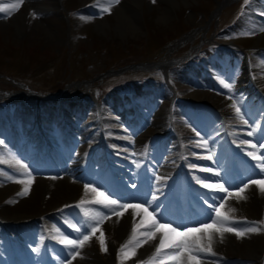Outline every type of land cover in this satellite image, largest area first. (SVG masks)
I'll list each match as a JSON object with an SVG mask.
<instances>
[{"label":"rangeland","instance_id":"rangeland-1","mask_svg":"<svg viewBox=\"0 0 264 264\" xmlns=\"http://www.w3.org/2000/svg\"><path fill=\"white\" fill-rule=\"evenodd\" d=\"M213 1L0 0L20 3L18 9L0 12V56L19 55L17 72L22 73L13 68L9 76L33 86L13 82L9 90L18 101L0 103V264H190L189 252L175 246L186 239L183 235L170 233L172 243L157 253L153 248L160 244L155 240L159 231L152 221L136 237L127 236L120 220L128 216L135 222L136 209L104 201L107 196L117 205H132L130 193L142 177L161 198L155 211L148 207L155 222H171L177 233L201 228L196 221L212 225L187 237L189 244L199 243L214 253L208 263L196 259L198 264H264V205L252 204L264 197V173L256 170L264 156L250 155L241 145L264 151V20L257 14L264 0H237L221 7L210 17L214 29L210 35L206 29L204 42L193 49ZM181 20L189 28L183 33ZM174 31L183 34L181 41L168 39ZM109 38L117 55L137 57L139 47L148 60L188 55L163 68L104 74L114 62L108 55ZM64 46L67 60L64 53L56 55ZM64 63L70 67L66 76ZM53 65L55 79L69 84L60 94L40 95ZM89 75L98 83L73 84ZM6 83L1 79L0 89ZM216 95L218 104L212 100ZM33 129L38 138L28 147ZM175 147L184 150H175L179 160L161 169L162 155ZM224 149L243 168L233 164L238 170L232 172ZM66 154L85 170V180L63 171L60 161ZM46 157L54 162L53 169L47 168ZM106 170L122 184L104 186ZM214 172L224 173L226 187L242 194L228 196L217 187L205 191V183L223 184L217 177L204 179ZM68 175L74 183L65 180ZM249 177L260 183H251ZM84 184L93 192H86ZM119 185L124 192H117ZM165 202L181 211L167 212ZM233 226L235 231H218ZM249 227L256 231H247ZM237 231L243 234L237 236ZM149 232L154 233L151 239ZM84 235L89 239L83 244L64 243L83 240Z\"/></svg>","mask_w":264,"mask_h":264},{"label":"bare ground","instance_id":"bare-ground-1","mask_svg":"<svg viewBox=\"0 0 264 264\" xmlns=\"http://www.w3.org/2000/svg\"><path fill=\"white\" fill-rule=\"evenodd\" d=\"M122 8V7H121ZM130 9H132V8H130ZM119 12V11H118ZM125 15V14H124ZM124 15H121V16H124ZM133 15V14H132ZM128 18V17H127ZM131 18V17H130ZM127 20V19H126ZM119 21H121V20H119ZM134 23V22H133ZM130 25V24H129ZM125 26H126V24H125ZM131 26V25H130ZM213 98V97H212ZM219 97L216 95L215 96V98L214 99H212L213 100V102L214 103H216V104H218V102H219ZM211 100V99H210ZM212 102V101H211ZM224 116H225V114H224ZM223 119H225V118H223ZM244 121V120H243ZM242 121V122H243ZM246 124V123H245ZM242 125V124H241ZM241 128V127H240ZM23 132V131H22ZM29 132V131H28ZM32 134H31V137L29 138L30 140H29V142H30V144L28 143V147H30L31 146V143L34 141L35 142V140L38 138L37 137V135H36V132H35V130L33 129V130H31L30 131ZM24 134V133H23ZM38 134V133H37ZM239 135V134H238ZM238 137V136H237ZM75 138V137H74ZM20 139V138H19ZM16 140V139H15ZM136 140V139H135ZM38 141H39V139H38ZM78 141V140H77ZM38 143V142H37ZM42 143H40L39 144V150L40 151H42L43 149V145H41ZM204 145V144H203ZM241 145H244V148H246V149H250V150H248L250 153H258V154H260V155H263L264 156V151H263V149H260L257 145H255V147H253L251 144H248V143H245V144H241ZM21 146V145H20ZM35 146V145H34ZM239 146H240V144H239ZM36 147V146H35ZM38 147V146H37ZM19 148V147H18ZM45 148H47V147H45ZM214 147L213 146H209V149L208 150H212ZM34 149V148H33ZM50 149V148H49ZM29 150V149H28ZM172 151H170V150H167V156H165V155H162V157H161V165H160V168L161 169H163V170H168V168H165V167H163L165 164L168 166V165H172L173 163V160L175 161V160H179V159H176V154H175V150H177V151H181V150H183L181 147H175V149L173 150V149H171ZM239 150H241V148L239 147ZM44 151V150H43ZM164 152V151H163ZM183 152H184V150H183ZM223 156H226V155H228V156H230V154H229V152H228V149H224L223 150ZM49 153V152H48ZM45 154V153H44ZM232 156H233V154H232ZM52 157H54V156H52ZM160 158V157H159ZM159 158H158V160H159ZM231 159V158H230ZM230 159H229V161H230ZM45 160H46V165L48 166L47 168H49V169H53V167L55 166L54 165V162L52 161V159H48L47 157L45 158ZM53 160H55V159H53ZM73 158L72 157H70V156H68L67 154L64 156V158L60 161V166L63 168V171H65V172H67V174H69V175H72V176H75V177H77V178H79V179H81V180H85V178H86V173H85V170H83L80 166H78V165H76V164H74L73 162ZM127 161V160H126ZM254 161H257V160H254ZM231 162V164H233V163H237L238 164V166H240V164H244L241 160H235L234 158H233V162L232 161H230ZM121 163V162H120ZM182 163V162H181ZM178 164V163H177ZM57 165V164H56ZM152 165V164H151ZM158 166V165H157ZM174 166V165H173ZM156 167V166H155ZM119 168H121V167H119ZM159 168V170H161ZM175 168V167H174ZM177 168V167H176ZM182 168H183V166H182ZM154 169V168H153ZM116 170V169H115ZM122 170V169H121ZM256 170L257 171H261V169H259V168H256ZM49 171V170H48ZM54 171V170H53ZM163 172V171H162ZM167 172V171H166ZM171 173V172H170ZM234 173H236V172H234ZM124 174V173H123ZM178 174H181V172L179 171L178 172ZM69 175H68V177L66 176L65 178V180H67L70 184H72V183H74V180L72 181V178H70L69 177ZM134 175V174H133ZM237 175H243V172H239ZM106 177L108 178L109 177V175H108V172H107V170H106ZM210 177H218L220 180H221V182L223 183V184H220V183H218V184H216V185H218V186H223L224 187V191H225V193H227V195L229 196L230 195V193H235V195H236V193H237V191H231V189H229L228 187H226V183H227V180H226V176L223 174V173H221V174H218V175H215V174H213V173H210ZM233 177L234 176H232V178L231 179H233ZM132 178V177H131ZM234 178H238V177H234ZM127 179V178H126ZM133 179V178H132ZM141 179V181H140V184L139 183H137L138 184V187L136 188V189H134V190H132V192L130 193L131 194V196L130 197H132V201H131V204L132 205H135V204H140L141 205V207H144V208H148L149 207V205L147 204V203H142V202H144V201H151L152 202V209L153 208H155V209H157L158 207H156V205H157V203H159V201H161V198H160V195L159 194H156L155 193V191L153 190V189H151V187L147 184V181L145 180V178H140ZM134 181V180H133ZM76 182V181H75ZM133 183V182H132ZM238 183V182H237ZM242 183V182H241ZM77 184V183H76ZM125 186V185H124ZM243 186V188H244V185H242ZM84 187H85V189H88L87 188V185H85L84 184ZM217 188H220V187H217ZM126 189V188H125ZM89 190V189H88ZM208 190V189H207ZM220 190V189H219ZM119 191H121V192H124L125 190H124V187H122L121 185H119V187H118V189H117V192H119ZM127 194V193H126ZM220 194V193H219ZM240 194H242V193H239V196H240ZM125 196V195H124ZM238 196V197H239ZM263 196V195H262ZM123 198V197H122ZM155 198V199H154ZM243 198V197H242ZM213 199V198H212ZM246 199H247V197H246ZM163 200V199H162ZM211 200V199H210ZM212 202V201H211ZM246 202V201H245ZM244 202V203H245ZM242 203V202H241ZM243 203V204H244ZM250 204V203H249ZM252 204H263L264 205V197H258V199H255L254 201H253V203ZM159 205V204H158ZM162 205V204H161ZM246 205V204H245ZM165 206V207H164ZM162 207H164L165 208V210L167 211V212H170V213H175V210L173 209L174 207L172 206V204L171 203H167V202H165V204L162 206ZM181 211V210H180ZM149 212V211H148ZM157 212V211H156ZM162 212H164V209H163V211ZM150 213V212H149ZM161 213V212H160ZM157 214H159V213H157ZM167 214V213H166ZM136 220H135V222H133L132 220H129V218H128V216H125V217H122L121 216V214H120V216L122 217V219L120 220V224H121V228L123 229V230H125V232H126V235L127 236H130V237H133V236H135L136 237V235H138L139 233H140V228H142L144 225H145V222L146 221H156L152 216L150 217V218H145V214L143 213V212H141L139 209H136ZM155 216V215H154ZM171 216V215H170ZM179 216V215H178ZM181 217V216H180ZM165 219H167V218H165ZM172 219V218H171ZM180 219V218H179ZM184 219V218H183ZM11 220V219H10ZM9 220V221H10ZM117 220V219H116ZM142 220H144L145 222L144 223H141V221ZM248 220V219H247ZM250 220V219H249ZM252 220V219H251ZM257 220V219H256ZM13 221V220H12ZM16 221V220H15ZM181 221V220H180ZM14 223V222H13ZM152 223V222H151ZM157 223V222H156ZM158 224V223H157ZM14 226V225H13ZM136 228V231H135V233H133V231H132V229L133 228ZM67 228V227H66ZM142 231H143V229H141ZM70 231V230H69ZM73 231V230H72ZM163 232V230H161V231H159V233L158 234H156V237H155V240L157 241V242H160V239L163 237L162 235H161V233ZM176 232H179L178 230L176 231ZM178 237V236H177ZM74 239V238H73ZM138 239V238H137ZM189 242V241H188ZM172 243V240L171 239H167V241H166V244L167 245H170ZM191 243V242H190ZM151 245V244H150ZM156 245V244H155ZM191 245V248H192V251L191 252H189V251H187V252H189V254H191V255H195V257H196V259H198V260H202V261H204V262H207L208 263V260L211 258V256L214 254L213 252H210V251H203V252H200V251H198V249L199 248H201V246H199V243H198V245H197V243L195 244V243H191L190 244ZM159 246V244L157 245V247ZM167 247V246H166ZM169 247V246H168ZM152 248V247H151ZM153 249H156V248H153ZM216 254V253H215ZM16 259H18V258H16ZM10 262V261H9ZM12 262V261H11ZM211 262V261H210ZM209 262V263H210ZM14 263H16V262H14ZM10 264V263H9ZM23 264V263H22ZM30 264V263H29Z\"/></svg>","mask_w":264,"mask_h":264},{"label":"snow or ice","instance_id":"snow-or-ice-1","mask_svg":"<svg viewBox=\"0 0 264 264\" xmlns=\"http://www.w3.org/2000/svg\"><path fill=\"white\" fill-rule=\"evenodd\" d=\"M116 3H119V0H115ZM248 3V0H245V4ZM20 7V3H12V4H0V12H7L9 9H18ZM264 30V29H262ZM221 83L224 85L225 88L227 89H231V85L229 84H226L224 83V81L222 80ZM239 109H237V113L239 114ZM243 119V117H242ZM249 135H252V133H249ZM253 147H255V145H253ZM262 147H264V145H262ZM251 155V153H249ZM210 158V157H209ZM254 159H257V157H253ZM261 159V163H259L257 166L261 169V173H264V157H261L259 158ZM204 171H210V169H203ZM204 179H210V177H205ZM250 179V182L253 183V184H257V183H260V181L258 180H255V179ZM232 186H235V185H232ZM248 185L245 184L244 187L246 188ZM203 187L205 188H213V187H220V190L221 191H224V187L223 186H218V185H212V184H203ZM244 189L241 188L240 191L242 192ZM261 191H264V188H261ZM23 194H27V188L24 189V193ZM100 195H103V193H100ZM231 195V193H230ZM237 196H239V192L236 193ZM155 199V198H154ZM216 198L213 197V200H215ZM104 201L107 203V205H113V206H117V207H122L124 209H127L129 207H132L134 209H139L141 212H143L145 214V218H150L151 217V213L148 212V208H144V207H141L140 204H135V205H129V204H123V205H117V201L116 200H109L107 197H104ZM100 201H97V203H99ZM142 203H147L149 205V207H152V202L151 201H144ZM213 205H209V207H212ZM156 207H159V205L157 204ZM115 211V209H113ZM153 211H155V208H153ZM215 212H216V216L217 217H220L221 216V212H220V208H215ZM208 219L211 218V213H208L207 214V217ZM145 221L142 220L141 223H144ZM171 222H168V223H164V224H157L155 221H152V227H154L156 229V231H161V230H166L164 232V236L160 239V244H159V247L156 248V252L159 253L161 251L162 248L168 246L166 244V241L168 239V236L170 233H175L176 235H183L186 239L185 240H182L181 242H179L178 244H176L175 246L177 248H180L182 251H189L191 252L192 251V248H191V245L188 243L187 241V237H189V235L191 233H193L194 231H205L206 229H209L212 227L211 224H207L205 223L204 221H196V223H200L202 225L201 228L199 229H192V228H187V230L184 232V233H177L176 232V228L174 227H169V224ZM177 227H180V225H177ZM184 227H187V226H184ZM247 231L251 232V231H256L255 228L253 227H249L246 229ZM93 232L96 231L95 228L92 229ZM133 233H135L136 231V228L134 227L132 229ZM218 231H222V232H232V231H235V226L233 227H222V228H219ZM243 233L242 232H236V235L237 236H240L242 235ZM154 236V233L152 232H149L148 233V237L149 239H151L152 237ZM89 239V237L87 235H84L83 236V240H79V239H76V240H69V239H66L64 241L65 244H68V245H73V246H76V245H80V244H83L84 241H87ZM104 241L101 240V245H103ZM210 251V248L208 249ZM198 251L200 252H203L205 251L204 248H199ZM180 255V253H177V257ZM177 257H173L174 259L177 258ZM188 260L190 262V264H198V261L196 260V257L195 255H189L188 256Z\"/></svg>","mask_w":264,"mask_h":264},{"label":"trees","instance_id":"trees-1","mask_svg":"<svg viewBox=\"0 0 264 264\" xmlns=\"http://www.w3.org/2000/svg\"><path fill=\"white\" fill-rule=\"evenodd\" d=\"M122 60L123 61L121 63L129 61V60H127L126 57H124ZM13 68H14V70L17 71V61L14 58L6 59L4 57H0V73L9 74L10 72H8V71H10ZM45 81H46L45 84H47L49 86V88H52V89H57L61 86V82L57 81L53 78H49Z\"/></svg>","mask_w":264,"mask_h":264},{"label":"water","instance_id":"water-1","mask_svg":"<svg viewBox=\"0 0 264 264\" xmlns=\"http://www.w3.org/2000/svg\"><path fill=\"white\" fill-rule=\"evenodd\" d=\"M133 66H139V65H133Z\"/></svg>","mask_w":264,"mask_h":264}]
</instances>
